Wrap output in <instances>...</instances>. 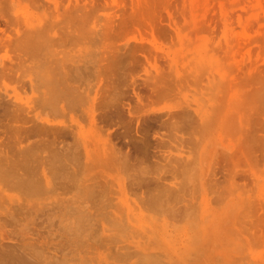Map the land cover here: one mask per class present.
I'll list each match as a JSON object with an SVG mask.
<instances>
[{"label":"rangeland","instance_id":"374dc122","mask_svg":"<svg viewBox=\"0 0 264 264\" xmlns=\"http://www.w3.org/2000/svg\"><path fill=\"white\" fill-rule=\"evenodd\" d=\"M69 1L70 0H0V9H2L3 12L2 13L0 10V13H2V15L5 14L3 16L4 18L5 16L19 17V22L22 20L19 26H23L24 22H44L50 19L53 21L57 20V22L65 20L66 22V19H68V12L72 13V16L70 13L69 15L70 17H73V14H81L82 9H84L83 14H85V12L93 11L91 16H94V11H96V15H100V17L104 18L111 11L106 8L107 5H109V8L110 5H112L114 10H117L118 6V11L123 9L121 10L123 11L121 13L124 14L131 12L130 7H132L130 6L132 0H108L111 4H108L107 0H75L76 3L73 0L71 1L72 4L71 2L69 3ZM135 1L136 0H134L133 3ZM78 2L80 6L76 5ZM141 2H143V0H141ZM145 2H148L149 4H145V6L143 2L145 7L142 4L141 7L144 9L143 11H146L147 13L145 12V17L142 16L143 18L140 19V21L142 19L144 20V22L142 20V23L144 24L141 23L142 26L140 25V27H138V25H135L134 27V24L127 27L126 24H122L121 26L124 27L126 25L125 27L127 28L124 27L125 30L123 33L125 32L126 34H122V36L120 35L123 37L121 39L118 36H115L114 33L117 29L116 27L122 21V18L120 20L118 19V16L121 13L116 12L117 14L114 19L110 18L111 20H114L109 24L111 25L110 28L107 24L108 20L107 22H105L104 19L102 21L100 20L101 24L106 23V25H108L107 29L109 28V32H107L108 30L106 31V37L107 35L111 36L107 37L110 39L104 40L103 44L97 43L99 46L101 45L100 47L96 43H92V38L91 42H88L90 40H86V33V35L84 34L85 36L81 35V31L79 33V30L81 29L77 22L75 25H78L76 26L79 29L77 30L79 35L75 33L76 31L71 34L73 36L78 35L76 36L79 38L77 39L78 41H76V38H74V40L73 37L71 39L69 38L72 42L68 41L67 33L66 35H63L65 31L62 29L64 28L60 30L63 23H60L59 26L55 27L61 32V37L57 36L56 33V36L60 38H58L59 44H57L61 45L63 41L65 43L67 41L71 43H69V47L66 43L67 48H64L66 45L64 42V45L62 44L61 47L59 46L60 48L55 45L57 52H59L57 55L58 57L61 56L63 51H67L66 53L63 52L64 54H67V56L70 54V56L73 55L75 57L76 55L81 54L82 51H92L95 54L103 51L105 48V50H113V47L109 48V46H114L116 44L121 45L124 40L131 41L133 38L137 37L138 39L143 37L142 42L144 41L149 47L148 49H145L148 52L143 53L145 55L147 54V58L140 56L143 59L139 60L140 57L138 56V60H136V58V61L130 59L132 61L129 60V63L126 60L124 61L125 63L121 62V65L111 64V60H109L110 56L106 57V55L107 62L102 60L100 63L106 65V71L104 69L106 74L104 72L102 73L101 69L100 72L103 75L99 73L100 75H97V77L96 75L93 76V80L91 81V83L94 84V79H100V76H102L100 80L97 82L95 81L97 85H103V88L99 90L98 95L94 96V92L91 91V97L88 95L86 97L87 100L84 98L86 101V103L84 102V105L81 103L82 105L80 104V106L78 104V107L68 106L65 109L64 114L61 116L60 110L53 111V109H51L53 112L48 111V106L46 105V107L43 103L42 93L46 89V79L43 73L37 72L39 71L37 69H31L29 67L30 62L23 61L24 63H21L22 59L20 61V57L17 56V54L15 55L17 52L15 50V53L11 52L13 48L7 46L1 47L0 63L8 68L12 65L10 69L13 72H8L9 75L7 74L6 77L5 73L10 69L7 70V68H5V72H2V70L0 71L5 75V77L3 75L0 76V96L4 95L8 98L11 97L13 100L12 102L16 105H21L22 102V107L26 106V109L24 107L22 110L20 109V115L24 116L26 114L32 116L36 121L45 118L53 119L55 122H61L63 120V122L65 121L66 123L75 124L78 129L81 128V132L83 133L78 139L76 136V139L78 140V142L76 141V144L78 145V143H80V147H78L79 149L81 148L82 151H79L81 154H77L76 152L77 157H75L77 158V162H73V166L71 165L69 167L74 170V163L75 165L78 163L77 165L79 167L76 165V168L79 173H81L80 171L85 170L82 171V175H79L78 173V178L76 175H71V173H69L71 170L69 169L63 171L64 173L68 172L69 175L75 177L77 182L75 178L73 179L79 186L75 184L74 180H71L68 174L65 175L62 171H60L61 173L59 171L55 172L57 177L46 173L48 179L50 176L51 179H55V181L52 180L54 183H59L60 177L64 176L67 178L68 176L69 178L66 179L67 182L69 179L72 181H69L71 183L68 182L72 188L69 184L68 188H71V190L74 188L76 190L78 187L76 192H74L75 190L71 191L68 188L66 190V185H63V183H60L62 186L58 184L59 189L53 184L56 188L52 187V189L54 188L56 190L51 189V191H53V193H51L48 188L49 186L47 187L46 182H44V175L41 171L42 165L37 169L34 167L36 174L33 172L34 169L32 168L34 162L29 159L27 160L29 157L26 158L23 152H20L21 154L19 153L24 147L31 145L29 142L36 143L39 140V143L42 142L44 144V140H46L47 144V141L50 138L47 139L45 135H39L45 136L46 139H44V137L40 138L37 135L39 138L35 140L37 136H34L35 138L30 136L31 138H27V140L30 138L28 142L24 139L26 143L23 140V144L20 145V143L15 140L13 144L11 140L17 138L16 136L18 134L15 136L16 130L10 128L14 131L12 132L6 127V124L9 126L6 119H4L6 124L2 125V123L4 124L2 120L5 116H3V111L0 108V114L2 115V117L0 115V121H2L0 124V129L2 130H0V132L3 131L4 127L5 131L8 129L6 133L4 132L5 134L3 132L0 134V150L2 149L0 157L8 158L11 153V159H13L16 155L19 156L20 154L21 156L23 154V157L21 156L22 158L16 156V161H18V159H26L27 161L21 160L26 166L20 161L16 162L15 158L14 161L16 163L14 164L12 162L13 160L8 158L10 160V162L8 160L9 164L14 167L11 171L15 173L21 169L24 174H21V171L18 172L20 178H22L23 175L24 179L36 175V177L33 176L34 179L33 177L31 178L35 180V178H40V176H38L40 170V175L42 174L43 177L41 175V180L36 179L35 181H37V183L38 181H43L44 183L42 185H45L44 187L49 189V192L45 193L47 190L45 188L43 189V186L40 184L42 188L38 192L36 198L34 197L35 194H32L34 195L32 197L29 193L27 195V192H25L26 190L23 188L24 186L21 188L17 182L14 183L15 180L19 178L15 177L17 173L13 176L17 179L13 180V185H11V180H8L10 179L8 176L12 175L9 174L10 172L8 173L10 169L8 170L7 167L9 166L3 168V162L0 161V168L1 170L3 169L2 172L0 170V178H4L0 179V248L2 247L0 250H5V254L3 251H0L2 252L0 253V264H39L37 262L40 256H42L41 254L44 256L41 257L43 258V261L41 259L39 260L46 264L51 262L52 264H54V262L55 264H60L62 262V264H264V144L259 146L257 143V145H255L256 147L254 146V148H252V145L249 144L250 142H248V138L246 137V135L250 136L249 134H246V132L255 130L258 125H262L259 123H264V95L256 101H254L255 99L252 100V98H257L255 97L256 95H251L256 87L258 89V86L260 87V90L258 89L259 91L264 90V0H157V2L146 0ZM160 2L161 4H158ZM84 3L86 5L81 8ZM151 3H154V6ZM74 4L77 8L71 6L73 11H69L67 6ZM105 4H107L105 6L107 9L106 11L102 9V6ZM114 4L117 5L113 6ZM78 7L81 9H78ZM94 8L95 10H92ZM79 10L81 13H79ZM132 12H134V10ZM17 14L18 16H16ZM132 14L135 16V13ZM51 15L54 16H52L53 19ZM127 15L126 17H128ZM3 17L1 16L0 18ZM87 17L89 20L90 16ZM94 17L93 19L96 18ZM100 17L97 16V18ZM122 17H125V15ZM116 18L119 21L116 22ZM126 19H128V21H126L130 23L129 19L131 20L133 18L128 17ZM72 21L70 20L69 22L72 24ZM126 21L121 23H125ZM131 23H133V21ZM112 25L115 27L114 32ZM123 27L121 30H123ZM116 34L118 35L117 31ZM79 36L85 37L84 39L86 43L82 42V38ZM90 36L87 37L90 38ZM114 36L118 38L114 39ZM73 42L75 43L73 44ZM112 42L116 43L113 44ZM72 44L75 45V47L73 46L75 52L74 49H69ZM105 44L109 46L106 47ZM147 46L144 48H147ZM143 51L144 49L142 52ZM137 53L138 55H141L139 54L140 51ZM15 58L18 59L15 61ZM144 58L147 61H145ZM9 62L12 64L10 65ZM25 64H27L30 69H28ZM107 64H111L110 67H112V69H114L113 67L120 66L116 67L119 73L116 71L118 73L116 74L114 70L112 72L111 68L109 70ZM20 65H23V67L21 66L22 71L18 69ZM14 66L17 70H13ZM26 68L28 71H26ZM13 73L16 79L11 77L13 76ZM83 73H81V75ZM86 73L88 74L87 78L84 80L79 79L82 81H77V85L81 86V88H84L86 80H91V75L96 74L94 71H90L91 75H89L86 71L84 73L85 77ZM81 75L80 78H84V76L82 75L83 77H81ZM153 77L157 79L160 78L161 82L157 79L156 81ZM30 80L31 87L29 86ZM23 81L24 83L26 82L25 85ZM162 89L163 91H161ZM163 92H165V95ZM135 94H139L140 101H136ZM63 97L65 98L67 95H63ZM8 98H2V100H4L0 101V105H2L4 101L6 102ZM261 98L262 101H260ZM95 101L96 103H94ZM252 102L256 103L253 104ZM7 103L8 104L4 103L7 107H13V103L11 105H9V102ZM90 105L91 108H89ZM0 107H3V105ZM119 107L120 110L122 107L123 112L122 110H119ZM54 108L58 109L59 106ZM128 108H130L131 114H128ZM203 108L206 111H204ZM28 109H31V112H28ZM115 109H117L120 114H118V111L116 112ZM181 109L184 110L182 111ZM180 111L184 114L189 112L186 117L194 114V117L192 116V118L195 119L196 122H193L192 118H189L190 120L184 118L185 115H182L183 113ZM198 111L201 113L199 112L196 115ZM206 112L209 115H213V113L215 114V116L213 115V117H215V119L213 118V123H206V127L203 126V122L202 125H200L201 123H198L197 125V119L201 120V114H203V119L205 118V120L209 117H206ZM95 114L100 117H95L97 118L96 121L98 122V126L95 119L93 121L94 123L91 122V116ZM105 115H108V118H105ZM195 115L197 116V119ZM102 116L105 117L103 118ZM134 116H136V119ZM216 119L217 121H215L214 125V120ZM22 120L23 119H19L16 123L11 122V125L15 124L16 127V125L20 124V126L23 127L25 124V127L31 124V122L23 123ZM131 120L133 121L131 122ZM199 120L198 122L203 121ZM164 122L169 125L165 126L166 124H164ZM246 123L247 125L245 126ZM95 124L96 126H94ZM140 124H142V126ZM254 124H256L255 128ZM143 126H145V128ZM242 126L243 128H241ZM11 127L14 128V126ZM21 127H19V129ZM262 127H264V125H262ZM145 129H147L145 131L146 133L142 132V130L144 131ZM261 129L262 130H258L256 134L264 139V128ZM10 131L15 137H9ZM17 131L16 133H21V131ZM22 133L24 132L22 131ZM22 133L19 135V139L25 136ZM144 133L146 136H143ZM50 136L48 135V137ZM141 136L142 138H140ZM143 137H147V139H144ZM158 137H162L163 140H165L161 141L160 139L162 144L163 142L165 144V146H163L164 144H160L162 145L159 146L161 150H158L157 148L154 149L156 147L155 145L158 146ZM81 139L85 142L86 140L90 141V143L86 142L87 144L89 143L87 148L89 146L88 152L89 150L91 152H89L91 155L90 158L94 157L95 159L98 154L105 153L107 155L106 161L104 163H95L94 161L89 160V163H87V160H85V150L80 142ZM177 139H181L179 146L177 145L179 143V140ZM67 140L71 141V139ZM144 140H151V145L153 144L152 147L154 148L150 147V149L147 150L149 154L147 155L148 157L145 156V153L144 155L141 152V154L144 155L143 160V155L138 154L140 151H136V147L138 145L140 146L139 143L144 142ZM7 141L8 144L10 143L11 145L8 146ZM4 145L6 146L5 148H3ZM13 145L17 148L12 149ZM180 145H182V147ZM103 146L105 147L104 149H102ZM167 146L169 147L166 148ZM249 146H251V148ZM246 147L247 149H244ZM41 149H43V151L45 149V151L43 152ZM47 149H49V146ZM47 149L44 148V146H41L40 152L42 153L40 156L44 155L46 151L48 154ZM178 149L182 150L180 151ZM167 150L170 151L168 152ZM14 151L15 153H13ZM136 154H138L139 157L142 156L141 158L137 157L141 163L137 162V159H134ZM12 155L14 157H12ZM80 155L82 157L81 159H79ZM169 158L172 159L170 160ZM30 161L31 164H29ZM4 162L5 166L7 162ZM19 162L24 166L18 168L19 170L16 171L17 169L15 168L20 167ZM81 162L84 169L81 164L79 165ZM45 166L48 167L47 165H44V167ZM23 167L25 170L27 169L26 171L31 169L30 172L32 175H30V172L28 171L27 174L29 175L26 174L27 176H25L26 171L22 169ZM75 170L72 174H77L78 171ZM4 171L7 172L4 173ZM2 173H4L3 176ZM56 173H59V175ZM60 174H62V176ZM91 174L94 176H91ZM100 174H102V178L99 176ZM4 175L8 177L7 180ZM103 175L107 179L108 184L106 183L105 178H103ZM79 176L82 177L81 180L79 179ZM88 176L95 179H89ZM13 177L11 176V179H13ZM99 177L103 179L105 185H108V190L106 188V190L104 189L105 186L102 185L103 183H97V180L100 179ZM51 179H49L50 185L53 183ZM56 179H58V181ZM60 180H62V178ZM95 180L97 181L95 183L101 185V188L98 185L96 186L95 183L93 185L97 188L89 186L90 183H93L92 181ZM63 181H65V179ZM73 182L74 184H72ZM87 182H90L88 186ZM9 183L10 186H8ZM83 184L86 185V188L83 187ZM75 185L77 187H75ZM102 186L106 192L102 191ZM91 187L94 188L92 189L93 191H89ZM15 188L16 191L14 190ZM98 188L101 190H98ZM154 188L155 190L157 189L156 191L158 192L166 190L167 193L169 192V194H173L172 199L168 198L169 201L166 199L168 203L164 202V204H162V212L159 208L156 210L157 207L152 204L151 206L149 204L151 202L147 200L149 199V196L157 193ZM17 189L19 192L22 191V193L20 192L19 194ZM86 189L88 190L87 193L89 194L90 192L89 195L91 196L86 193ZM63 190H66V192ZM43 191L44 194H42ZM91 191L93 193H91ZM98 191L99 193L102 191L105 195L100 193L98 196L96 193ZM94 193L96 195H94ZM24 194L27 195L26 199ZM20 197H23V199ZM31 202H35L36 205L34 204L33 206ZM31 206L34 208L31 211L32 215L30 214L31 212L29 213L26 209L30 208L28 209L30 211ZM36 206H38L39 209L41 207V209H43V207H50L52 210L49 212H53L51 215L47 214L44 216L47 209H43L41 211L45 210V214L41 215L44 213L42 212L40 214L42 217L39 215L34 217L37 219V222L38 220L39 222H41V220L43 221V219H45L43 222H46L47 220V225L43 222L36 223V220L33 222L31 219L35 215V211L37 214L41 212H39ZM13 207L14 210L12 209ZM19 208H22V210ZM23 208L26 210H23ZM15 210L17 214H15ZM19 210L21 212L25 211L28 214L24 212L25 215L20 212L23 216L22 218L21 214L18 213ZM29 214L31 216L28 218L27 216ZM24 215L27 218H25ZM7 216L10 218L8 219ZM37 216L40 218H37ZM49 216L52 217L49 218ZM6 218L8 220H6ZM20 219H22V221ZM48 219L50 220V223L48 222ZM20 221L22 222V225L18 223ZM26 221L30 222V224L25 223ZM13 223H16L17 226ZM34 223L38 225L41 224V226H48V229L45 226V228H39L41 226L35 225ZM26 224L31 227V229H36V232L31 230L34 232V234H31L32 232H29L30 229L28 226H25ZM18 226L22 229H24L23 227L25 226L28 230L25 231L26 229H19ZM16 228H18L19 231L22 230V232H20L22 233L21 235ZM74 228L75 230L78 228L77 231H75ZM37 229L39 231L41 230V232ZM17 232L19 233L18 236ZM72 232V235L74 236H70ZM33 242L36 245H34ZM25 244H29V247L31 246L30 248L33 251L31 254L28 245ZM47 245L51 246L52 249ZM17 246H19L20 249ZM22 246L23 248H21ZM35 246L37 248L40 246L42 251L40 248L36 249ZM25 248L29 253L24 250ZM21 249L23 255H19ZM35 249L37 254H40V256L38 254L39 257H35L32 254ZM43 249L46 251H43ZM8 251H12V253L9 254ZM26 252L27 256H25ZM44 252L49 253L44 254ZM3 254L6 256V259H4L5 256ZM9 255L14 256L11 258ZM16 256L18 257L17 259H15ZM33 258L37 259L33 260ZM63 258L66 262L62 260ZM14 259L18 261L24 260V262L17 261V263ZM52 259L55 261L53 262ZM3 260L4 263H2Z\"/></svg>","mask_w":264,"mask_h":264},{"label":"bare ground","instance_id":"6f19581e","mask_svg":"<svg viewBox=\"0 0 264 264\" xmlns=\"http://www.w3.org/2000/svg\"><path fill=\"white\" fill-rule=\"evenodd\" d=\"M71 1H73V0H70L69 1V3L71 2ZM131 1V0H130ZM133 1L134 0H132L131 2L133 3ZM146 1V0H145ZM144 0H143V2H144V5L146 4V5H148L149 3L147 2H145ZM156 2H157V0H155ZM155 1H152L151 0V2H155ZM158 1H160V0H158ZM164 1V0H163ZM74 2H75V0H74ZM103 2V1H102ZM107 2H108V4H111V3H109V1L107 0ZM135 2H136V4H135ZM133 4L131 3V5L130 6H132V7H130V11L132 12L133 10H134V12H132V13H135V16L131 13V12H128L127 14H124V13H121V12H123V11H121V10H123V9H121V10H119L118 11V6H117V10L115 9H113V7H112V5H110V8H109V5H107V4H105L104 6H102V5H100V6H102L103 8L102 9H104L105 11L107 10V9H109V13L103 18V17H100V15H96V11H94V13H95V17L94 16H91V13L93 12H91V11H89V12H85V14H83V11H84V9H82V13L80 12V10H79V13H81V14H73V17H70V15H69V13L70 12H68L67 14H68V19H66V22H65V20H63V21H58L57 22V17H56V19H54V20H56V21H53V20H46V21H39V22H24V24H23V26L21 25V26H19V24H20V22L22 21H20L19 22V20H18V18H15V16L14 17H8V16H5V18L3 17L5 14H3L2 15V9H0L1 10V12L2 13H0V17L2 16L3 18H0V26H2V27H0V49H1V47H3V46H7V47H10V48H13L12 50H11V52H14L15 53V51L17 52V53H15V55L17 54V56H19L20 57V61H21V59H22V61H21V63H24V62H30V65H29V67L31 68V69H37V70H39V71H37V72H40V73H43V75L45 76V79H46V81H45V85H46V89H45V91H43V93H42V95H43V103H44V105L46 106H48V111H52L51 109H53V111H58V110H60V112H61V114H60V116L62 115V114H64V112H65V109L68 107V106H77L78 104L80 105L81 103H83V105H84V102L86 103V101L84 100V98H86L88 95H90L91 94V91H93L94 93H93V95L95 96V95H98V92H99V90H101L102 88H103V85H101V86H99V85H97V81L98 80H100L101 79V77L102 76H100V79H94V84H92L91 83V81L93 80V76H95L96 75V77H97V75H100V74H102L103 72L105 73V71H106V65H102V64H100L101 62H102V60H105L106 62H107V59H106V57H108V56H110V59L109 60H111V64H116V65H121V62H124V61H126L127 60V62L129 63V60L130 59H134L135 60V58H136V60H138L137 58H138V56L140 57V56H143V57H146L147 56V54L145 55V54H143V53H146V52H148L147 50H145V49H148L149 47L144 43V41L142 42V38L141 39H138V37L137 38H133L131 41L130 40H124V42L120 45V44H116V45H111V46H109V48L111 47H113L112 49L113 50H103V51H101V52H98V53H93L92 51H87V52H85V51H82V53L81 54H79V55H76L75 57L72 55V56H70V54H69V56H67V54H64L63 52H67V51H63L62 53H61V56L60 57H58L57 55H58V53L59 52H57V48H55V45H56V47H61L62 46V44H63V42H62V44H61V41H60V44L61 45H58L59 44V42H58V40L60 39L59 37H57V36H60L61 35V32H60V30L62 29V28H64V29H62V30H64L65 31V33L63 34V35H66V33H67V39H68V41H70L69 40V38L71 39L72 37H73V39L74 38H76V41H78L77 39H79L78 37H76V36H78L79 35V33H80V31H81V35L83 36L85 33L87 34V36H90V38L89 37H87L86 36V40L87 39H89L90 41H88V42H91V38H92V43H101V44H103V41L104 40H109L110 38H107V37H111V36H109V35H107V37H106V34H107V32H109V28H110V26L111 25H109V24H111L112 23V21H114V20H111L110 18H112V19H114V17L116 16V12H119V13H121L117 18L120 20L121 18V22H124V21H128V19H126V18H128V17H131V18H133V19H131L132 21H133V23H131L132 21L129 19V21H130V23L129 22H125V23H119L118 24V26L120 27V29H119V27L117 26L116 28V30H115V32H114V29H115V27H113L114 25H112V28H113V32L115 33V36H118L120 39L121 38H123V37H121L122 36V34L124 35V34H126L125 32L123 33V31L125 30V28H127V27H130L132 24H134V27H135V25H138V27H140V25H141V23H142V20L140 21V19L141 18H143V17H145L144 15H146L145 14V12L146 11H143L144 9H142V5H143V2H141V0H136ZM162 2V1H161ZM161 2L160 3H158V4H161ZM76 3V2H75ZM114 3V2H113ZM71 4H72V2H71ZM142 4V5H141ZM152 4V3H151ZM77 6L79 5V2L76 4ZM76 5L74 4V5H68L67 6V9L70 11L71 10V12L73 11L72 10V8H71V6H73V8L74 7H76ZM86 4L84 3L82 6H81V8L82 7H84ZM108 7H107V6ZM115 5H117V4H114L113 6H115ZM143 5V6H144ZM145 5V6H146ZM153 6H154V3L152 4ZM80 6V5H79ZM105 6H106V8H105ZM144 6V7H145ZM158 6V5H157ZM99 7V6H98ZM112 7V8H111ZM77 8V7H76ZM80 7H78V9H81ZM122 8H124V7H122ZM75 10V9H74ZM92 10H95V8L94 9H92ZM97 10V9H96ZM99 10V9H98ZM149 10H151V9H149ZM76 11H78V10H76ZM147 11H148V9H147ZM5 12V11H4ZM51 12V11H50ZM75 12V11H74ZM76 13V12H75ZM144 13V14H143ZM147 13V12H146ZM71 14V16H72V13H70ZM90 14V15H89ZM93 14V13H92ZM123 15H125V17H122ZM126 15L128 16V17H126ZM16 16H18V14L16 15ZM53 15H51V17H52ZM66 16V15H65ZM87 16H90L89 18V20H88V17ZM97 16L98 17H100V18H97ZM143 16V17H142ZM54 17V16H53ZM53 17H52V19H53ZM86 17V18H85ZM91 17H92V19H91ZM93 17L95 18V19H93ZM9 18V19H8ZM22 18V17H21ZM72 18V19H71ZM116 18V19H117ZM105 20V22H107V20H108V22H109V20H110V22L108 23L107 22V24L109 25V28L107 29V27H108V25H106V23H104V24H101L100 23V20L102 21V20ZM115 19V20H116ZM116 20V22L117 21H119V20ZM124 19V20H123ZM72 21V24H71V22H69V21ZM86 20V21H85ZM88 20V21H87ZM134 20H135V22H134ZM138 20V21H137ZM77 22V24L78 25H80V29L81 30H79L78 28H77V26L75 25V23ZM136 22H138V23H136ZM139 22H140V24H139ZM143 22H144V20H143ZM60 23H63V25H62V27L60 28V30L58 31L55 27H57V26H59V24ZM70 24V25H69ZM122 24H126L127 25V27H123V26H121ZM130 24V25H129ZM142 24H144V23H142ZM75 25V26H74ZM117 25V24H116ZM129 25V26H128ZM81 26H82V28H81ZM142 26V25H141ZM122 27H123V30H121L122 29ZM133 28V27H132ZM131 28V29H132ZM144 28V27H143ZM70 29V30H69ZM75 29V30H74ZM134 29V28H133ZM140 29V28H139ZM77 30H79V33H77L78 31ZM82 30H83V32H82ZM108 30V31H107ZM120 30V31H119ZM135 30V29H134ZM58 31V32H57ZM63 31V32H64ZM74 31H76L75 33H77L78 35H76V36H73L71 33H73ZM86 31V32H85ZM89 31V32H88ZM107 31V32H106ZM116 31L118 32V35L116 34ZM122 31V32H121ZM136 31V30H135ZM139 31V30H138ZM60 32V34L58 35V33ZM88 32V33H87ZM111 32H112V30H111ZM112 32V33H113ZM121 34H120V33ZM131 32H132V30H131ZM141 32V31H140ZM13 33V34H12ZM56 33H57V36H56ZM143 33V32H142ZM142 33H140V34H142ZM85 34V35H86ZM90 34V35H89ZM84 35V36H85ZM105 35V36H104ZM121 35V36H120ZM80 37V38H82L81 39V41L82 42H85L86 43V41H85V37ZM114 36V39H117L118 37H115ZM61 37V36H60ZM104 37H106V38H104ZM59 38V39H58ZM101 39H102V41H101ZM114 39L112 38V40L114 41ZM75 40V39H74ZM73 40V41H74ZM146 40V39H145ZM65 41H67V40H65ZM66 42L67 44H68V47H69V43L70 42H72V41H70V42ZM116 41V40H115ZM119 41V40H118ZM121 42V41H120ZM58 43V44H57ZM65 42H64V44H66ZM75 42H73V44H74ZM91 43V44H92ZM113 44L114 43H116V42H112ZM111 43V44H112ZM117 43H119V42H117ZM147 43V42H146ZM63 44V45H64ZM67 44L64 46V48L66 47L67 48ZM71 44V43H70ZM71 45V47L69 48V49H74V47H75V45ZM90 44V43H89ZM97 44V45H98ZM148 44V43H147ZM106 45V44H105ZM74 46V47H73ZM99 46V45H98ZM101 46V45H100ZM99 46V47H100ZM107 45H106V47H108ZM147 46V48H144V47H146ZM59 47V48H60ZM64 48H63V50H64ZM83 49V48H82ZM85 49V48H84ZM144 49V51L142 52V50ZM15 50V51H14ZM60 50V49H59ZM58 50V51H59ZM78 50V49H77ZM69 51V50H68ZM110 52V54H109V52ZM138 51H140V53L139 54H141V55H138ZM70 52H71V50H70ZM74 52H75V49H74ZM13 53V54H14ZM20 54V55H19ZM136 54H137V57H136ZM152 54V53H151ZM64 55H66V56H64ZM107 55V56H106ZM106 56V57H105ZM16 57V56H15ZM18 57V58H19ZM22 57V58H21ZM72 57V58H71ZM18 58H15V61H16V59H18ZM147 58V57H146ZM140 59H143L142 57H140L139 58V60ZM132 60H130V61H132ZM135 60V61H136ZM144 60H145V58H144ZM150 60V59H149ZM14 61V60H13ZM13 61H11V62H13ZM19 61V62H20ZM24 61V62H23ZM134 61V62H135ZM145 61H147V60H145ZM17 62H18V60H17ZM10 63V62H9ZM15 63V62H14ZM20 63V64H21ZM81 63V64H80ZM119 63V64H118ZM125 63V62H124ZM123 63V64H124ZM128 63H126V64H128ZM12 63H10V65H11ZM17 64H19V63H17ZM110 64V65H111ZM0 71L2 70V72L5 70L6 71V69L5 68H7V70L8 69H10L11 68V66H10V68H8L7 66L6 67H4L5 65L3 64H1L0 63ZM16 65V64H15ZM24 65V64H23ZM23 65H20V67L18 68V69H22V67H23ZM110 65L109 64H107V66H109L108 67V69L110 70V68H111V70H112V72H113V70L116 72V71H118L117 70V68L116 67H120V66H116V67H113L114 69H112V67H110ZM113 65V66H114ZM18 66V65H17ZM22 66V67H21ZM25 66H27V64H25ZM125 66V65H124ZM25 68V67H24ZM27 68H28V66H27ZM26 68V69H27ZM30 68H28V69H30ZM115 68H116V70H115ZM156 68V67H155ZM13 69V68H12ZM28 69L26 70V71H28ZM92 72V71H94L96 74H93V75H91V73H90V71ZM96 69H98V70H96ZM101 69H102V71H101ZM104 69H105V71H104ZM107 69V70H108ZM120 69V68H119ZM13 70H17V68H15V66H14V69ZM24 70V69H23ZM4 71V72H5ZM10 71H12L11 69L9 70V71H7L6 73H5V75H6V77H7V74H8V72L10 73ZM22 71V70H21ZM25 71V72H26ZM31 71V70H30ZM33 71V70H32ZM88 72L89 73V75H91L92 76V78H90L91 80H86L85 81V86H84V88H81V86H78L77 85V81H82V80H84L85 78H87V73L85 74L86 75V77L84 76V73L85 72ZM102 73H101V72ZM13 72V71H12ZM11 72V73H12ZM15 72V71H14ZM18 72H20V71H18ZM34 72V71H33ZM37 72H36V74H37ZM84 72V73H83ZM1 73V72H0ZM21 73V72H20ZM81 73H83L82 75L84 76V78H80V75H81ZM98 73V74H97ZM100 73V74H99ZM108 73V72H107ZM118 73H119V71H118ZM117 72H116V74H118ZM23 74V73H22ZM25 74V73H24ZM106 74V73H105ZM115 74V75H116ZM3 74L1 73V75L0 76H2ZM5 75H3L4 77H5ZM9 75V74H8ZM12 75V74H11ZM81 75V77H83ZM103 75V74H102ZM15 75H14V73H13V76H11V77H13L14 79H16V77H14ZM21 76V75H20ZM22 76H24V75H22ZM157 76H158V74H157ZM156 76V77H157ZM10 77V78H11ZM155 77V76H154ZM153 77V78H154ZM159 77V76H158ZM18 78H20V77H18ZM88 78V79H89ZM12 79V78H11ZM79 79H82V80H79ZM155 80L157 79V78H154ZM18 80H20V79H18ZM17 80V81H18ZM157 80H159L160 81V78L159 79H157ZM156 80V81H157ZM96 81V82H95ZM102 82V81H101ZM161 82V81H160ZM18 83V82H17ZM23 83H24V81H23ZM26 83V82H25ZM25 83H24V85H25ZM91 83V84H90ZM154 83V82H153ZM155 83H158V82H155ZM28 84V83H27ZM100 84H102V83H100ZM33 85V84H32ZM155 85V84H154ZM27 86V85H26ZM29 86L31 87V80H30V82H29ZM156 86V85H155ZM165 87V86H164ZM154 88H157V87H154ZM163 88V87H162ZM260 87L258 86V89H259ZM261 88H262V86H261ZM82 89V90H81ZM164 89V88H163ZM163 89L161 90V91H163ZM257 89V87L252 91L253 93L251 94L252 96H253V94H254V96L255 97H257V98H252V100H254V101H256L258 98H260L262 95H264V94H260V93H264V90H262V91H259ZM156 91V90H155ZM160 91V92H161ZM116 92V91H115ZM159 92V91H158ZM165 92H163V94H164ZM1 94V93H0ZM159 94V93H158ZM162 94V93H161ZM166 94H167V92H166ZM257 94H258V96H257ZM260 94V95H259ZM63 95H67V97H63ZM92 95V96H93ZM160 95V94H159ZM158 95V96H159ZM165 95V94H164ZM4 96V95H3ZM2 95L0 96V98H1V100L0 101H3L2 100V98H8V97H6V96H4L3 97ZM8 96V95H7ZM93 96V97H94ZM163 96V95H162ZM90 97H91V95H90ZM135 97H136V101L138 102V101H140V97H139V94L137 95V94H135ZM10 98V99H9ZM7 100H6V102L4 101V103H6V104H8L7 102H9L10 104L9 105H11L13 102V100L11 99V97H9ZM15 99V98H14ZM96 99H97V97H96ZM16 100H17V98H16ZM84 100V101H83ZM86 100H87V98H86ZM88 100H89V97H88ZM20 101V100H19ZM142 101V100H141ZM260 101H262V98H261V100ZM259 101V102H260ZM18 102V101H17ZM2 104L3 105V107H0L1 108V110L3 111V116H5V117H3V122H4V124L2 123V121H0V124L2 123V125H5L6 124V122L7 123H9V126H7V124H6V127L9 129V130H11L10 128H12V129H14V130H18L17 132H19V131H21V133H22V131L24 132V133H22V134H24L23 136V138H21L22 137V135H21V139H19V135L21 134L20 132L19 133H16V131H15V136L18 138V140H17V138H15L14 140H11L12 142H13V144H14V142H15V140H16V142H18V143H20V145L21 144H23L22 143V141L25 139L27 142H28V140L31 138V137H36L37 135L39 136V135H45L46 137H47V139H49L48 141H47V144H46V140H44L45 142H44V144L42 143V145H41V143H39L40 141L38 140V142H36V143H31V142H29V144H31V145H29V146H27V144H26V146L27 147H24L23 149H21L20 151H19V153L21 152H23V154L25 155V157L27 158V157H29V158H27V160L29 159V160H31L32 162H34L32 165H33V167H32V165H31V167L34 169V167H35V169H37L38 167H40L41 165H42V167H41V171L43 172L42 174L44 175V182H46V185H47V187L50 189H48V188H45L44 186L45 185H42L44 182L43 181H38V183H37V181H35L36 179L38 180H41V178L43 177V175H42V177H41V175H40V170H39V172H38V176H40V178H35V180H33L34 179V177L33 176H35L36 177V175H33V176H31V177H27V179H24V175H23V179L22 178H20L19 177V174H18V172H20L21 174L23 173V171L20 169V171H18L19 169L18 168H21L22 166H24L25 164H24V162H22L23 160H26V159H18V161H20V162H22V163H20V167H17V168H15V169H17L16 171H18V172H12L11 170L12 169H14V167H12V165H10L9 164V162H10V160H13L12 162L15 164L16 162H18V161H16V156L19 158H22L23 156V154L20 156V154H19V156L18 155H16L15 157L12 155V157H14L15 158V161H14V158L13 159H11V153L10 152H7V153H10V156L8 157V158H10V160L7 158V157H0V161L1 162H3L2 164H3V168L5 167H7V166H9V167H7L8 168V173L9 174H12V175H10V176H8L10 179H8V177L7 176H5L4 175V177L6 178V180L8 179V180H11V182L10 181H8V182H10V183H12V181L13 180H15V179H17V178H15V177H19L17 180H15V182L14 183H16L17 182V184H19V186H21V188H22V186H24L23 188L26 190L25 192H27L26 194L28 195V193H29V195L32 197V196H34V195H32V194H35V198H36V196H38L37 194H38V192L41 190V185L43 186V189L45 188L47 191H45V193H47V192H49V191H51V189H52V187H54V188H56L57 187V189H59V186H58V184H62L63 183V185H66V190H67V188L70 186V184L69 183H71L72 181L71 180H74L73 178H75V177H72L71 175H76V177H77V175H78V173H79V171H78V169L76 168L78 165V163H76V165H75V163H74V170L75 171H78L77 172V174L75 173V174H72V172L74 171L72 168L70 169V167L69 166H71L72 164H73V162H77L76 161V157H77V155H76V152H77V154H79L80 152V150L82 151V149L80 148L79 149V147H80V143H78V145L76 144V141L78 142V138H80L81 137V134L83 133V132H81V128L80 129H78L77 128V126L75 125V124H72V123H66L65 121L63 122V120L61 121V122H55L53 119H49V118H45V119H41V120H39V121H36V119H34L32 116H29V115H20V113H21V110H22V108L24 107H22V102H21V105L19 104V105H16V104H14L13 103V107L12 106H6L5 104ZM16 103V102H15ZM93 103V102H92ZM92 103H90V104H92ZM94 103H96V101L94 102ZM253 104H255L256 102H252ZM251 103V104H252ZM122 104H123V102H122ZM198 104V103H197ZM2 105H0V106H2ZM27 105V104H26ZM82 105V104H81ZM80 105V106H81ZM85 105H87V104H85ZM209 105H211V104H209ZM21 106V107H20ZM30 106V105H29ZM44 106V107H45ZM46 106V107H47ZM57 106H59V108L57 109V108H54V107H57ZM88 106V105H87ZM118 106H120V105H118ZM127 106V105H126ZM20 107V108H19ZM78 107V106H77ZM130 107V106H129ZM25 109H26V106L24 107ZM32 108V107H31ZM86 108V107H85ZM89 108H91V105H90V107ZM88 108V109H89ZM136 108V107H135ZM4 109V110H3ZM21 109V110H20ZM44 109V108H43ZM117 109H118V107H117ZM117 109H115L116 110V112L118 111ZM126 109V108H125ZM133 109V108H132ZM185 109V108H184ZM183 109V110H184ZM24 110V109H23ZM31 109H28L27 111L28 112H31L30 111ZM85 110V109H84ZM119 110H120V107H119ZM121 110H122V107H121ZM120 110V111H121ZM128 111V114H131V110H130V108H128L127 109ZM182 110V109H181ZM182 110V111H183ZM201 110V109H200ZM203 110L204 111H206L204 108H203ZM202 110V111H203ZM1 111V112H2ZM25 111V110H24ZM52 111V112H53ZM182 111H180V112H182ZM27 112V113H28ZM122 112H123V110H122ZM133 112H135V111H133ZM132 112V113H133ZM184 112H186V111H184ZM200 111H198L197 113H196V115L199 113ZM24 113V112H23ZM58 113V112H57ZM136 113V112H135ZM183 113V112H182ZM181 113V114H182ZM189 113V112H188ZM187 113V114H188ZM190 113H193V112H190ZM201 113V112H200ZM66 114V113H65ZM97 114V113H96ZM92 115L91 116V122H93L94 121V119H95V121L97 120V118H95L97 115ZM100 114V113H99ZM111 114V113H110ZM118 114H120L119 113V111H118ZM122 114V113H121ZM187 114H182V115H185V117L184 118H187V120L190 118H192V116L194 115H188V117H186L187 116ZM205 114H207V112L205 113ZM204 114V115H205ZM255 114V113H254ZM1 115V114H0ZM58 115V114H57ZM90 115V114H89ZM102 115V114H101ZM109 115V114H108ZM108 115L105 117V116H102L103 118L105 117V118H108ZM115 115H117V114H115ZM195 115V116H196ZM202 116L200 117V119L201 120H203V121H201V120H199V119H197V116H196V119H197V125H198V123H201L200 125H202L203 123L205 124H203V126H205L206 127V125L210 122H212L213 121V118L215 119V117H213V115L215 116V114L213 113V115H209V114H207V116L206 117H208L206 120H205V118L203 119V114H201ZM26 116H28V117H26ZM111 116H112V114H111ZM121 116V115H120ZM123 116H124V114H123ZM161 116V115H160ZM189 116H191V117H189ZM199 116H200V114H199ZM1 117H2V115H1ZM7 117V118H6ZM98 117V116H97ZM114 117V116H113ZM118 117V116H117ZM130 117H132V116H130ZM135 117V119H136V116H134ZM159 117V116H158ZM180 117H182V116H180ZM194 117V116H193ZM23 119L22 120V122L23 123H27V122H31V124L30 125H27V126H25L24 127V125H23V127H21L20 126V124H18V125H16V127H15V124H13V125H11V122L12 123H16L17 121H19V119ZM98 118H100V117H98ZM109 118H110V116H109ZM115 118V117H114ZM122 118V117H121ZM218 118V117H217ZM4 119H6L7 121L5 122L4 121ZM18 119V120H17ZM129 119V118H128ZM131 119H133V118H131ZM183 119V118H182ZM189 119V120H190ZM193 119V118H192ZM211 119V120H210ZM10 122H9V121ZM186 120V121H187ZM198 120L199 121H201V122H198ZM71 121V120H70ZM69 121V122H70ZM98 121H99V119H98ZM100 121H101V119H100ZM112 121V120H111ZM133 120H131V122H132ZM164 121V120H163ZM183 121H184V119H183ZM193 122H196L195 121V119H193L192 120ZM206 121V122H205ZM215 121H217V119L216 120H214V125H215ZM97 122V121H96ZM128 122H130V121H128ZM166 122V121H165ZM164 122V124H166ZM168 122V121H167ZM180 122H182V121H180ZM203 122V123H202ZM94 123V122H93ZM207 123V124H206ZM209 123V124H210ZM213 123V122H212ZM259 123V122H258ZM97 124V126H98V122L96 123ZM96 124L94 125V126H96ZM150 124V123H149ZM188 124H189V121H188ZM191 124V123H190ZM194 124H196V123H194ZM260 125L262 124V125H264V123H259ZM21 125H22V123H21ZM141 126H142V124H140ZM167 125H169V124H166L165 126H167ZM244 125V124H243ZM247 125V123L245 124V126ZM262 125L261 126H259L258 125V127H256V129L255 130H250L249 132H246V134H249L250 136H248V135H246V137L248 138V142H250L249 144H251L252 145V148H254V146L255 145H257V143L259 144V146H261L262 144H264V139H262V137L261 136H258L256 133L258 132V130H262L261 128H264V127H262ZM1 126V125H0ZM11 126H14V128L13 127H11ZM93 126V125H92ZM93 126V127H94ZM137 126V125H136ZM255 126H256V124H254V128H255ZM19 127H21L20 129H19ZM144 128H145V126H143ZM149 127V126H148ZM201 127V126H200ZM260 127V128H259ZM3 128V127H2ZM140 128V127H139ZM142 128V127H141ZM241 128H243V126L241 127ZM253 128V129H254ZM257 128H259V129H257ZM5 129V127L3 128V131H1V132H7V130L8 129H6V131L4 130ZM23 129V130H22ZM99 129V128H98ZM148 129V128H147ZM147 129H145L144 131L142 130V132H145ZM0 130H2V129H0ZM139 130V129H138ZM137 130V131H138ZM12 132H14L13 130H11ZM11 131H10V138H12L13 136H14V134H12L11 133ZM94 131V130H93ZM136 131V132H137ZM1 132H0V134H1ZM4 133V134H5ZM146 133V132H145ZM145 133L143 134V136H146L145 135ZM138 134V133H137ZM142 134V133H141ZM162 134V133H161ZM8 135V134H7ZM48 135L50 136V137H48ZM111 135V134H110ZM253 137H252V136ZM3 136V135H2ZM12 136V137H11ZM14 136V137H15ZM31 136V137H30ZM34 137L35 138V140H37V138H43L44 137V139H46V137L45 136H39V137ZM76 136H77V139H76ZM164 136V135H163ZM9 137H8V139H9ZM28 137H30L28 140H27V138ZM250 137H252V138H250ZM3 138V137H2ZM86 138V137H85ZM140 138H142V136L140 137ZM144 139L146 138L147 139V137H143ZM159 138V141L157 142V144H158V146L157 145H155L156 147L154 148V147H152V145H151V140L150 141H145L144 140V142H142V141H139V142H142V143H139L140 144V146L138 145L137 147H136V151H140V153H138V154H141V152L145 155V156H147V155H149L148 154V152H147V150H149L150 149V147H152V148H154V149H160L161 150V148H159V146H162L163 144H164V142H163V144H162V142L161 141H165V140H163V138L161 137H158ZM5 139V138H4ZM67 139H71V141L70 140H67ZM84 139V138H83ZM83 139H81L80 140V142H81V144H82V147L84 148V150H85V160H87L86 162L87 163H89V160L90 161H94L95 163L97 162V163H104L105 161H106V159H107V155L105 154V153H100V154H98V156L94 159V157L93 158H90L91 157V155H90V150H89V152H88V149H89V146H88V148H87V145H89V143H90V141H87L86 140V142H89L88 144L85 142V141H83ZM160 139H161V141H160ZM170 139V138H169ZM250 139V140H249ZM5 140H7V139H5ZM25 140H24V142H25ZM41 140V139H40ZM143 140V139H142ZM177 140H179V139H177ZM20 141V142H19ZM34 141V140H33ZM32 141V142H33ZM41 141H43V140H41ZM69 141V142H68ZM180 141H181V139L179 140V143L177 144L178 146H179V144H180ZM247 141V140H246ZM9 142H10V140H9ZM150 142V143H149ZM156 142V141H155ZM161 142V143H160ZM248 142H246V143H248ZM4 143V142H3ZM2 143V144H3ZM11 143V142H10ZM8 144V141H7V144H8V146L9 145H11V144ZM26 143V142H25ZM256 143V144H255ZM1 144V143H0ZM16 144V143H15ZM156 144V143H155ZM160 144H162V145H160ZM169 144V143H168ZM6 145V144H5ZM4 145V147L3 148H5L6 146ZM17 145V144H16ZM25 145V144H24ZM44 146V148H48V146H49V149H47L48 150V154H47V151H46V153L45 154H47V155H42V156H40L41 155V153L42 152H40L41 150L43 151V149H41L40 150V147L41 146ZM172 145V144H171ZM170 145V146H171ZM240 145V144H239ZM2 146V145H1ZM18 146V145H17ZM79 146V147H78ZM91 146V145H90ZM163 146H165V144L163 145ZM177 146V147H178ZM181 147H182V145H180ZM246 146V145H245ZM247 146H248V144H247ZM11 147V146H10ZM169 146H167L166 148H168ZM250 148H251V146H249ZM256 147V146H255ZM13 148H15V145H13V147H12V149ZM17 148V147H16ZM15 148V149H16ZM43 148V147H42ZM105 147L103 146L102 147V149H104ZM151 148V149H152ZM173 148V147H172ZM8 149V148H7ZM77 149V150H76ZM79 149V150H78ZM176 149V148H175ZM244 149H247V147L246 148H244ZM2 150V149H1ZM0 150V152H2ZM4 150V149H3ZM18 150H19V147H18ZM18 150H17V152H18ZM173 150V149H172ZM178 150H180V149H178ZM182 150V149H181ZM180 150V151H181ZM44 151H45V149H44ZM43 151V152H44ZM138 151V152H139ZM163 151V150H162ZM161 151V152H162ZM165 151V150H164ZM168 151V150H167ZM170 151V150H169ZM168 151V152H169ZM184 151V150H183ZM257 151V150H256ZM40 154H39V153ZM147 152V153H146ZM151 152V151H150ZM158 152V151H157ZM166 152V151H165ZM167 152V153H168ZM179 152V151H178ZM245 152V151H244ZM5 153V152H4ZM13 153H15V151L13 152ZM1 154V153H0ZM81 154V153H80ZM138 154H136L135 156V158L134 159H137V157L138 158H141L142 156L141 155H143V154H141L140 156L141 157H139V155ZM155 154V153H154ZM153 154V155H154ZM94 155V154H93ZM92 155V156H93ZM144 155H143V157H142V159L144 158ZM163 155V154H162ZM161 155V156H162ZM3 156H4V154H3ZM44 156H46V157H44ZM76 156V157H75ZM94 156H96V155H94ZM155 156V155H154ZM176 156V155H175ZM24 157V158H25ZM80 158L79 159H81L82 157H81V155L79 156ZM148 157V156H147ZM163 157H165V156H163ZM181 158V157H180ZM78 159V160H79ZM170 159V158H169ZM172 159V158H171ZM170 159V160H171ZM178 159V158H177ZM184 159V158H183ZM8 160H9V162H8ZM22 160V161H21ZM26 160V161H27ZM138 160V159H137ZM141 160V159H140ZM144 160V159H143ZM188 160V159H187ZM4 161H6L7 162V164H5V166H4ZM25 161V162H26ZM31 161H30V163L29 164H31ZM79 161H81V160H79ZM178 161H179V159H178ZM182 161V160H181ZM181 161H180V163H181ZM0 162V163H1ZM85 162V163H86ZM137 162H140L141 163V161H137ZM12 163V164H13ZM91 163V162H90ZM169 163V162H168ZM9 164V165H8ZM26 164H27V162H26ZM28 164V165H29ZM81 164V166H82V162L81 163H79V165ZM92 164V163H91ZM44 165H47L48 167H44ZM99 165H101V164H99ZM181 165H182V163H181ZM1 166V165H0ZM14 166H17V165H14ZM18 166H19V164H18ZM26 166V165H25ZM73 166V165H72ZM88 166H90V165H88ZM92 166V165H91ZM95 166V165H94ZM79 167V166H78ZM83 167V166H82ZM97 167V166H96ZM27 168V167H26ZM28 168H30V167H28ZM95 168V167H94ZM22 169H24V167L22 168ZM35 169H34V171L33 172H35ZM67 169H69V170H71L69 173H71V175H69V173L67 172V173H64L63 171H65V170H67ZM80 170H82L81 168H79ZM83 169H84V167H83ZM0 170H1V168H0ZM3 170V169H2ZM2 170H1V172H2ZM27 170V169H26ZM25 169H24V171H26ZM31 170V169H30ZM30 170L28 169V171L30 172ZM68 170V171H69ZM85 170V169H84ZM84 170H82V171H84ZM89 170H91V169H89ZM181 170V169H180ZM28 171H26V173H25V176H27V175H29V174H27L28 173ZM56 171H62L65 175H69L70 176V178H71V180L69 179V181H71V182H67V180L66 179H68L69 177L67 176V178L66 177H64V176H62V174H60L62 177H60V179L62 178V180H60L59 179V183L57 182V183H54L53 181H55V179H51V176H53V175H55V172ZM82 171H80L81 173H82ZM1 172H0V175H1ZM5 172H7V171H4V173ZM88 172V171H87ZM179 172V171H178ZM181 172H182V170H181ZM4 173H2V176H3V174ZM7 173V174H8ZM14 173V174H13ZM17 173V175L15 176V177H13L15 174ZM36 173V172H35ZM46 173H48V174H52L51 176H50V178L49 179H51V181L53 182V183H51V185H50V181H49V179H48V177L46 176ZM61 173V172H60ZM74 173V172H73ZM81 173H79V175H82ZM85 173V172H84ZM24 174V173H23ZM27 174V175H26ZM34 174V173H33ZM37 174V173H36ZM57 174V173H56ZM63 174V175H64ZM98 174V173H97ZM30 175H32L31 174V172H30ZM57 175H59V173L57 174ZM84 175H86V174H84ZM93 174H91V176H92ZM11 176L13 177V179H11ZM94 176V175H93ZM96 176V175H95ZM101 178H102V174H100L99 175ZM104 176V175H103ZM33 177V179H31ZM55 177H57L56 175H55ZM55 177H53V178H55ZM63 177H64V179H65V181H63L64 179H63ZM89 177V176H88ZM99 177V178H100ZM141 177V176H140ZM3 178V177H2ZM2 178H0V179H2ZM59 178V177H58ZM78 178V177H77ZM91 177H89V179H90ZM93 178V177H92ZM91 178V179H92ZM99 179V180H95V181H92L93 183H90V185L89 186H93V187H95L93 184L95 183V182H97L98 184H102V185H104L105 187H104V189L106 188L107 190H108V183H107V179L105 178V176L103 177V178H105V181H106V185H105V183L103 182V179ZM175 178V177H174ZM4 179V178H3ZM79 179L81 180L82 179V177L81 176H79ZM78 179V180H79ZM84 179V178H83ZM86 179V178H85ZM93 179H95V178H93ZM165 179V178H164ZM169 179V178H168ZM172 179V178H171ZM43 180V179H42ZM57 181H58V179H56ZM75 180H76V178H75ZM75 180H74V182H75ZM100 180H101V182H100ZM115 180V179H114ZM113 180V181H114ZM142 180V179H141ZM167 180V179H166ZM2 181V180H1ZM4 181V180H3ZM60 181H62V182H60ZM109 181V180H108ZM6 182V181H5ZM65 182H67V183H65ZM74 182L72 183V184H74ZM76 182H77V180H76ZM75 182V184L77 185V183ZM79 182V181H78ZM100 182V183H99ZM110 182V181H109ZM10 183H9V185L8 186H10ZM81 183V182H80ZM88 182H87V186H88V184H89ZM97 183H95V185L97 186L98 184ZM3 184V183H2ZM6 184V183H5ZM41 184V185H40ZM53 184H55V186H53ZM60 184V185H61ZM68 184H69V186H68ZM71 184V185H72ZM92 184V185H91ZM11 185H13V183L11 184ZM75 185V187H77V186H79V185H77L76 186ZM81 185H82V183H81ZM84 185V184H83ZM3 186H4V184H3ZM6 186V185H5ZM15 186V185H14ZM62 186V185H61ZM60 186V187H61ZM74 186V185H73ZM98 186H100V188H101V185H98ZM110 186V185H109ZM16 187V186H15ZM64 187V186H63ZM62 187V188H63ZM71 188H72V186H70ZM84 188H86V185H84L83 186ZM93 187H91V189H89V191L90 190H92V189H94ZM53 188V189H54ZM65 188V187H64ZM71 188H68V189H70L71 190ZM88 188V187H87ZM95 188H97V187H95ZM100 188H98V190L100 189ZM6 189V188H5ZM9 189V188H8ZM18 189L20 190V188L18 187ZM17 189V192L20 194V192L22 193V191H20L19 192V190ZM24 189H23V191H24ZM52 189V190H53ZM61 189V188H60ZM78 189V187L76 188V190ZM79 189H80V187H79ZM83 189V188H82ZM103 189V186H102V191L104 192L105 190ZM110 189V188H109ZM9 190H11V189H9ZM12 190H13V188H12ZM15 191H16V188L14 189ZM22 190V189H21ZM49 190V191H48ZM54 190H56V189H54ZM66 190L64 191V192H66ZM70 190H68V191H70ZM75 189L73 188L71 191H74ZM76 190L74 191V192H76ZM101 190V189H100ZM154 190H155V188H154ZM157 190V189H156ZM155 190V191H156ZM44 191L42 192V194H44ZM62 191V190H61ZM93 191V190H92ZM91 191V193H93ZM102 191H100V193L101 194H103V192ZM88 192V190L86 189V193ZM95 192V191H94ZM106 192V191H105ZM111 192H113V191H111ZM154 192V191H153ZM157 193L156 194H154V195H152V196H149V199H147V200H149L151 203H149V201H148V203L151 205H153V206H155V207H157L156 208V210H158V208L159 209H163V207H162V204H164V202L166 203L167 201H166V199H172V197H173V194H169V192L167 193L166 192V190H163V191H156ZM51 193H53V191H51ZM97 194H98V196H99V191L98 192H96ZM110 193V192H109ZM155 193V192H154ZM179 193V192H178ZM26 194H24L25 196V199H26ZM88 194V193H87ZM86 194V195H87ZM89 194H90V192H89ZM88 194V195H89ZM153 194V193H152ZM21 195H23V194H21ZM39 195L41 196V194L39 193ZM94 195H96L95 193H94ZM103 195H105V194H103ZM169 195V196H168ZM176 195V194H175ZM20 196V195H19ZM29 196V197H30ZM48 196H49V194H48ZM89 196H91V195H89ZM97 196V197H98ZM44 197H46V196H44ZM109 197V196H108ZM171 197V198H170ZM10 198V197H9ZM21 199H23V197H20ZM19 198V199H20ZM28 198V197H27ZM40 198V197H39ZM106 198V197H105ZM176 198V197H175ZM24 199V200H25ZM30 199V198H29ZM169 199H168V201H169ZM174 199V198H173ZM180 200V199H179ZM181 201V200H180ZM110 202V201H109ZM175 202V201H174ZM32 203V202H31ZM30 203V204H31ZM41 203V202H40ZM108 203V202H107ZM168 203V202H167ZM172 203V202H171ZM21 204V203H20ZM34 204H35V202H33L32 203V205L34 206ZM44 204V203H43ZM144 204H145V202H144ZM170 204V203H169ZM176 204V203H175ZM174 204V205H175ZM36 205V204H35ZM45 205V204H44ZM112 205V204H111ZM147 205V204H146ZM151 205V206H152ZM17 206V205H16ZM20 206V205H19ZM33 206H31V210L29 211L28 209H30V208H26L27 209V211L30 213L31 211H32V209H34L33 208ZM108 206V205H107ZM161 206V207H160ZM168 206V205H167ZM170 206V205H169ZM183 206V205H182ZM41 207V206H40ZM116 207V206H115ZM175 207V206H174ZM16 208V207H15ZM36 208L39 210V212L41 211V210H43V209H47L46 210V214H45V210L44 211H41L39 214H37V212L35 211V215L31 218L32 220H33V222H34V220H36V223H38L39 222V220H38V222H37V219H35L34 217H36V215H39V216H41V215H44V216H46L47 214L49 215H51V213H53V212H51V213H49L50 212V207L49 208H44L43 207V209H39L38 208V206H36ZM52 208V207H51ZM166 208V207H165ZM8 209H10V208H8ZM13 210H14V207L12 208ZM16 209H18V208H16ZM20 209V208H19ZM26 209H24L23 208V210H26ZM48 209H49V211H48ZM55 209V208H54ZM161 209V212L163 211ZM20 210H22V208L20 209ZM19 210V212L18 213H20L21 211ZM153 210V209H152ZM52 211V210H51ZM54 211V210H53ZM153 211H155V210H153ZM160 211V210H159ZM15 212H16V210H15ZM25 211H22L21 213L22 214H28L27 212H25ZM42 212H44L43 214H41ZM48 212V213H47ZM20 213V214H21ZM34 213V212H33ZM158 213V212H157ZM12 214H14V213H12ZM15 214H17V212L15 213ZM14 214V215H15ZM22 214H21V216H22ZM25 214V215H26ZM31 215H32V212L30 213ZM28 215L27 217L29 218V216H31V215ZM41 214V215H40ZM131 214V213H130ZM24 215V217L25 218H27L26 216ZM123 215V214H122ZM10 216V215H9ZM17 216V215H16ZM15 216V217H16ZM8 217V216H7ZM42 217V216H41ZM50 217H52V216H49V218ZM93 217V216H92ZM120 217V216H119ZM122 217V216H121ZM131 217V216H130ZM129 217V218H130ZM10 217H8V219H9ZM13 218V217H12ZM22 218H23V216H22ZM37 218H40V217H38L37 216ZM7 218H6V220H8ZM19 219V218H18ZM88 219V218H87ZM115 219V218H114ZM11 220V219H10ZM21 221H22V219H20ZM24 220V219H23ZM29 220V219H28ZM45 219H43V221H44ZM53 220V219H52ZM121 220V219H120ZM14 221V220H13ZM18 221V220H17ZM18 222V223H22V222ZM42 220H41V222H43ZM117 221V220H116ZM12 222V221H11ZM32 222V221H31ZM32 222V223H33ZM41 222H39V223H41ZM46 222H47V220H46ZM46 222H43V223H45L46 224ZM48 222L50 223V220L48 219ZM25 223H28V224H30V222H28V221H26ZM53 223V222H52ZM52 223H51V225H52ZM87 223H88V221H87ZM95 223V222H94ZM13 224H16V223H13ZM35 224V223H34ZM85 224H86V222H85ZM92 224V223H91ZM22 225V224H21ZM35 225H38V224H35ZM40 226H41V224H39ZM38 225V226H39ZM47 225V224H46ZM83 225V224H82ZM95 225V224H94ZM15 226H17V224L15 225ZM26 227L28 226L27 224L25 225ZM23 227L24 229H26L25 231H27L28 229L26 228V227ZM45 226V225H44ZM43 225L41 226V227H39V228H42V227H44ZM99 226V225H98ZM19 227V226H18ZM29 227V226H28ZM46 227V226H45ZM44 227V228H45ZM78 227V226H77ZM82 227H84V226H82ZM34 228V227H33ZM47 229H48V226L46 227ZM85 228V227H84ZM16 229H18V228H16ZM19 229H22V228H20L19 227ZM19 229L17 230V231H19ZM24 229H22V230H24ZM29 232L31 233L32 231H35L36 229H31V227H29ZM73 229V228H72ZM78 229V228H77ZM77 229L75 230V228H74V230L75 231H77ZM87 229V228H86ZM91 229H92V227H91ZM90 229V230H91ZM107 229V228H106ZM22 230L21 231H19V233L20 232H22ZM32 230V231H31ZM38 230V229H37ZM67 230V229H66ZM69 230V229H68ZM39 231V230H38ZM69 231H71V230H69ZM79 231V230H78ZM81 231V230H80ZM83 231V230H82ZM84 231H85V229H84ZM87 231H88V229H87ZM104 231V230H103ZM36 232V231H35ZM39 232H41V230L39 231ZM47 232V231H46ZM18 233V232H17ZM19 233L17 234V236L19 235ZM23 233H25V232H23ZM75 233V232H74ZM16 234V233H15ZM22 233H20V235H21ZM31 234H34V232H32ZM47 234V233H46ZM68 234V233H67ZM73 234V232L70 234V236ZM78 234V233H77ZM77 234H75V235H77ZM99 234V233H98ZM37 235V234H36ZM69 235V234H68ZM79 235H80V233H79ZM83 235V234H82ZM23 236V235H22ZM69 236V237H70ZM72 236H74V235H72ZM94 236V235H93ZM39 237V236H38ZM81 237V236H80ZM21 238H23V237H21ZM27 238H29V237H27ZM31 238V237H30ZM71 238V237H70ZM87 238V237H86ZM89 238V237H88ZM23 239H25V238H23ZM35 239V238H34ZM28 242V241H27ZM33 244H34V242H33ZM33 244L31 243V245L33 246ZM20 245V244H19ZM25 245H28V249H30V254H31V252H33L32 251V249L29 247V244H25ZM25 245H23V246H25ZM34 245H36V244H34ZM23 246L21 247V248H23ZM47 246H49V245H47ZM122 246V245H121ZM17 247H19V246H17ZM36 247V246H35ZM50 247V249H52L51 248V246H49ZM48 247V248H49ZM125 247V246H124ZM2 248V247H1ZM0 248V249H1ZM27 248V247H26ZM26 248L24 249V250H26ZM39 248L41 249V247L39 246ZM39 248H37L36 247V249H39ZM12 249V248H11ZM14 249V248H13ZM16 249V248H15ZM19 249H20V247H19ZM34 249V248H33ZM36 249L34 250V253H32L35 257L36 256H38V254H37V251H36ZM0 251H3V249L2 250H0ZM5 251V250H4ZM3 251V252H4ZM21 252H19V255L21 254V255H23V251H22V249L20 250ZM27 251V250H26ZM35 251H36V255H35ZM38 251H40V250H38ZM41 251H42V249H41ZM43 251H46V250H44L43 249ZM9 252V254H11L12 253V251L10 252V251H8ZM17 252V251H16ZM28 252V251H27ZM27 252H26V255L25 256H27ZM28 252V253H29ZM0 253H2V252H0ZM7 253V252H6ZM40 253H42V252H40ZM45 253H47V252H44V254ZM49 253V252H48ZM47 253V254H48ZM4 254H5V252H4ZM3 254V255H4ZM8 254V253H7ZM15 254V253H14ZM2 255V256H3ZM17 255V254H16ZM42 256H40V254H39V256H40V258L39 259H41L42 261H43V258H41V257H44L43 256V254H41ZM0 256H1V254H0ZM5 256V255H4ZM3 256V257H4ZM11 256V258L14 256H12V255H9V257ZM34 256H31V257H34ZM38 256V257H39ZM23 257V256H22ZM37 257V258H38ZM1 258V257H0ZM18 257L16 256V258L15 259H17ZM37 258H33V260L34 259H37ZM47 258V257H46ZM53 258V257H52ZM4 259H6V256H5V258ZM14 259V261H18V260H15ZM21 259H23V258H21ZM29 259H31V258H29ZM38 259V262L37 263H39V264H44L41 260H39ZM53 260V262L55 261L54 259H52ZM57 260H58V258H57ZM62 260H64V258L62 259ZM61 260V261H62ZM1 261V260H0ZM9 261V260H8ZM7 261V262H8ZM21 261V260H20ZM20 261H18V262H20ZM35 261H37V260H35ZM17 262V263H18ZM21 262H24V260L23 261H21ZM41 262V263H40ZM48 262H49V260H48ZM57 262V261H56ZM64 262H66L65 260H64ZM2 263H4V260L2 261ZM12 263V262H11ZM31 263V262H30ZM59 263H60V260H59ZM63 263V262H62ZM62 263H60V264H62ZM4 264H6V263H4ZM14 264V263H13ZM36 264V263H35ZM46 264V263H45ZM49 264H52V262L51 263H49ZM54 264H55V262H54Z\"/></svg>","mask_w":264,"mask_h":264}]
</instances>
